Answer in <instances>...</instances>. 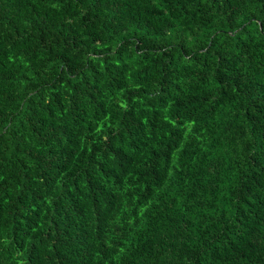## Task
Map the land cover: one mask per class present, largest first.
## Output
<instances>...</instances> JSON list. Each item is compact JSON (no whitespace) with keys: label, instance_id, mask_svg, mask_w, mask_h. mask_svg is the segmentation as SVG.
Listing matches in <instances>:
<instances>
[{"label":"trees","instance_id":"1","mask_svg":"<svg viewBox=\"0 0 264 264\" xmlns=\"http://www.w3.org/2000/svg\"><path fill=\"white\" fill-rule=\"evenodd\" d=\"M0 264H264V0H0Z\"/></svg>","mask_w":264,"mask_h":264}]
</instances>
